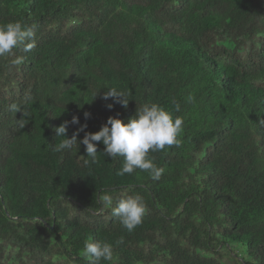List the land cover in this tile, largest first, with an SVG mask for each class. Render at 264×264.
I'll list each match as a JSON object with an SVG mask.
<instances>
[{
  "label": "trees",
  "instance_id": "1",
  "mask_svg": "<svg viewBox=\"0 0 264 264\" xmlns=\"http://www.w3.org/2000/svg\"><path fill=\"white\" fill-rule=\"evenodd\" d=\"M16 21L35 35L0 57V264H90L87 240L112 245L99 264H264V0H0V25ZM145 103L183 121L149 152L160 178L117 175L100 142L91 163L85 132ZM66 121V138L87 127L55 151ZM136 194L128 232L112 208Z\"/></svg>",
  "mask_w": 264,
  "mask_h": 264
},
{
  "label": "clouds",
  "instance_id": "2",
  "mask_svg": "<svg viewBox=\"0 0 264 264\" xmlns=\"http://www.w3.org/2000/svg\"><path fill=\"white\" fill-rule=\"evenodd\" d=\"M35 33L32 28L27 27L23 23L16 21L4 25H0V57L10 55L14 49L20 45H24L25 51H30L34 47V43H25L32 41ZM14 65L22 63V58L17 57L12 61ZM98 93V92H97ZM95 94V97L97 96ZM127 93L116 88H109L103 93V99L112 98L114 103H119L127 108ZM193 98L188 97L191 103ZM114 105L107 104V108L111 109ZM13 112H21L23 117H27V110L17 104L10 106ZM179 111V106H177ZM90 114L85 113V118H89ZM71 123H79L77 117H73ZM68 122L62 123L55 129L56 136L63 137L62 142L55 147V151L70 150L78 141L77 135L84 131L87 125H81L71 138H66ZM183 132V121L181 118H174L168 111L155 103H145L136 109L134 117L130 118L127 123L117 117H109L99 131L85 132V135L79 144L85 146L87 157L91 158V163L96 162L97 143L104 145L103 153L111 159L117 156L123 158V165L118 170L117 175L123 176L131 174L136 169L146 171L153 179H159L163 173L162 168H158L149 158V152H158L180 144V136ZM89 163V160H85ZM104 207L112 206V197L104 194L98 197ZM147 207L143 198L139 195H128L121 198L116 207L112 208L113 216L117 217L120 224L128 232H132L138 225L142 223L146 214ZM118 243H123L121 239ZM82 255L86 257L90 264H99L101 259L111 261L113 258L112 245L102 241L87 240L84 243Z\"/></svg>",
  "mask_w": 264,
  "mask_h": 264
}]
</instances>
